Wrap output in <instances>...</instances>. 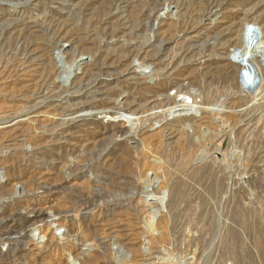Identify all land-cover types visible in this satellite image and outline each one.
Wrapping results in <instances>:
<instances>
[{"label":"rangeland","instance_id":"374dc122","mask_svg":"<svg viewBox=\"0 0 264 264\" xmlns=\"http://www.w3.org/2000/svg\"><path fill=\"white\" fill-rule=\"evenodd\" d=\"M207 1L0 0V264H78L69 251L97 252L88 264H264V86L232 82L227 61L243 44L225 37L248 14L257 28L248 65L264 67V0H217L218 19L196 20ZM183 3L196 22L170 36ZM45 68L60 74L39 87ZM245 96L233 128L210 120L164 147L148 135L164 127L171 138L187 117L199 121L196 109ZM122 99L138 115L94 109ZM137 137L145 152L130 148ZM146 150L162 160L164 200L135 176ZM67 163L78 166L69 177ZM142 208L159 211V223ZM54 214L66 215L68 237L62 226L49 234Z\"/></svg>","mask_w":264,"mask_h":264},{"label":"bare ground","instance_id":"6f19581e","mask_svg":"<svg viewBox=\"0 0 264 264\" xmlns=\"http://www.w3.org/2000/svg\"><path fill=\"white\" fill-rule=\"evenodd\" d=\"M200 5L201 4H199V6L196 5L195 8L192 11H194V10L197 11L199 9ZM219 5H218L217 0H209V1H207L205 3V6L203 5V9H202L203 11L201 12L200 10H198L200 12H197V14L194 15V16H196L195 19L196 20L197 19L199 20V19H202L203 17H205L207 15V17H209V19L212 17V19H210V21L213 22L216 19V17H217V13H216V10H214V8H217ZM181 6L183 7V10H184L183 14H178L177 13L178 8L180 7L179 5H177L176 6V9H177L176 10V13H171V15H170V22L168 23V28L166 30L170 36L176 35V34H178L180 32H183L186 29V27H187V25L189 23L195 24V22H196V20H193L192 21V18H193L192 17V14H193V12H191V11L188 10L189 9L188 8V5L185 6L184 3H183V4H181ZM248 17H249L248 14L247 15L245 14V16L242 19H240V20L239 19L238 20H235L236 18H238V16L234 17L232 19V28L229 30L230 31V34L226 35L225 37L229 36L231 38L230 35H235L236 39L239 40L243 44L241 46V48L238 47V49L241 50V51H239V55L240 56L237 57L238 60H236L234 58L233 59L231 58V59H229L227 61L226 74L229 76V78L232 80V82L236 81L235 82V85H238V87L242 91H244V90L246 91L245 88H246V85L247 84L250 83L251 85H253V88L247 89V91L249 92V91H252V90L253 91H256V90H254V87L256 85H257L256 86L257 89L258 88L263 89V86H264V67H261L260 65H254L252 67H249V65H248V56L247 55H248V53H250V48L247 47L246 43H247V40H248L249 35H251V33H253V32L256 33V30L255 29H257L255 27V24H251L250 23V20L248 19ZM217 19H218V17H217ZM244 25H245L246 28L243 27ZM22 38L23 37H21V39ZM253 39L255 40V36L253 37ZM250 43H252V41ZM33 44L34 43L30 44L29 42L27 43V42L24 41V44H23L24 49L25 50H29ZM24 49H22V50L24 51ZM62 53L63 52L61 50H59V54L61 56H62ZM250 55L253 56L254 54L253 53H250ZM79 66H80V64L78 65V67ZM54 69H52V68H49V69L48 68H45V70H44V72L42 74V77H41L42 84H40L39 87L42 86L46 81L52 79V77H57L58 74H60V72L57 69L56 70H54ZM242 77H244L245 80H243ZM256 77L259 78L258 82L255 81V78ZM64 81L65 82H68V79H66ZM233 86H234V83H233ZM247 97L248 96L240 97V98H231V97H228V98H225L223 101H220V100L217 101L215 103L216 108H211V109H204L203 108L202 110H201V108L196 109L197 112H200L201 111L200 116H199V121H197L198 119H194L192 117H190V118L187 117L188 119L186 118L185 119L186 120L185 122L183 120L184 127H180V129L178 127L177 130H172L171 132H169V134L172 135L171 138L170 137L167 138L168 135L166 133H164V130H163L164 127L163 126H162L163 128H160L154 134H148V135L154 136V135H156V134L159 133V138H160L159 145H161V146L164 147V146L167 145L166 142L169 141L170 139H173V137H175L177 139L176 142H179V143L182 142L183 143L186 140L183 137L186 133H187V135L190 134V131L193 133V131H194L193 129H196L197 127H200L205 122L207 124H209L210 123V120L211 121L212 120L213 121H219V125L217 126V128L218 127L221 128L224 124L225 125H229V126H231V128H233L236 124H238L240 122L241 117H243L242 116L243 115V111L239 110V108L242 107L243 104H245L244 103V100H246ZM163 101L166 102L165 103L166 105H170L171 102H172L174 105L171 106L170 108H173V107L177 106V102H178L176 99L171 98L170 96L164 97L163 98ZM109 102L103 101V102L96 103L94 105V109L97 110V115L98 114L99 115L100 114H104V115L109 114L111 116H114V115H119L121 112H126V113H129L130 115H136L137 114V110L134 109L133 107L132 108L131 107H128L125 104V100L120 101V102L115 101L114 104H111ZM194 102H196V101L194 100ZM138 120L139 119H136V120L133 119V120H129V122H130V124L131 123H136ZM150 121H152V120H150ZM154 126H155V124L151 125L149 127V129L154 128ZM206 127H207L206 128L207 131H209L210 130L209 129L210 126L206 125ZM115 134L116 133L113 132V136H115ZM133 142H134V145L133 146H130V148L132 150L133 149L137 150L139 147H141V149L144 150V152H145L144 144L142 143V141L138 137L137 138H134L133 139ZM126 144L128 145L127 142H126ZM157 154H158V152L156 150H155V152H153V150H149V151L146 150V153L144 154V156L142 158H140V160L137 162V166H138L139 170L136 171V175L135 176L136 177L138 176V179H140V186H141L142 189L144 188V189H146L149 192H158V194H161V196H162V199L161 200H164L171 193L170 192V184L167 181L161 182L160 179H159V173H162L163 164H162V160L160 159V157L159 156H156ZM65 166L67 167V170H68L67 177H69L71 175V171L72 170H75V169L78 168L77 165H73L72 166V163H67ZM150 171H152V174L151 175H149V172ZM118 175H119V173H118ZM16 183H18V179H17V182ZM94 183H95V181H94ZM227 186H229V185H227ZM1 187H3V186H1ZM78 193H80V192H78ZM224 193H226V192H224ZM83 195H85V194H83ZM89 196H90V194L87 197H85V198H87V201L92 200V202H94V200H93L94 197L92 198V197H89ZM79 199H81V198H79ZM79 199H78V197H77V199H74V202H75L74 203V206H76V204H78V206L80 207V206H83V205H85L87 203V202L84 203L82 201V200H84L83 198H82V200H79ZM140 201L142 202L141 199H140ZM163 207H164V205H163ZM83 208L84 209H87V208H89V206H83ZM159 209L160 208L158 207V210ZM0 211H1V214L0 215H2L3 214V210H0ZM39 212H38L37 215H35L31 219L32 222H34V220L38 219L39 217H41L43 215V214H40ZM142 212H144L146 214V216H148L149 220H153L155 224H158L159 221L161 220L160 218L159 219H155L158 215H159L158 217L162 216V214L159 211L154 212L151 209L142 208ZM54 216L55 217H59V219L58 220H55V221H57V223L55 222L56 223V228H53V229H49L48 228L49 234L50 233L51 234H55L56 232H59L58 230H59L60 226H62L63 228L61 229V231L59 233L60 236L63 237V238L64 237H68L69 234H70V228H68V226L66 225V222H65V220L67 219L66 218V215H64V216L59 215V214L52 215V217H54ZM151 218H153V219H151ZM62 220H64V222H62ZM77 222L78 221H76V223ZM131 223L132 222H128V224H131ZM78 226H80V223L78 224ZM133 226L134 227L130 229L131 230L130 231V234H133L134 236L132 237V239H135L141 233V231L135 225H133ZM146 228L148 229V231L150 230L151 233H152V230L154 228V224H152V222H151L150 224H148L146 226ZM46 234H47V232L45 233V232H43V231L40 230L38 232V238H40V240L42 241L45 237H47ZM35 235L36 234H34V236ZM18 241H20V240H18ZM86 241L87 242L90 241V235L88 236V238L86 239ZM91 241H93V240H91ZM84 253H86V251ZM96 253L95 254H91V255L90 254H85L84 255V254H82L80 252L75 253V251H69V257L68 258L72 257V259H74L75 263H78V264H88L90 262V260H92V258H94V256L96 255Z\"/></svg>","mask_w":264,"mask_h":264},{"label":"water","instance_id":"95a60500","mask_svg":"<svg viewBox=\"0 0 264 264\" xmlns=\"http://www.w3.org/2000/svg\"><path fill=\"white\" fill-rule=\"evenodd\" d=\"M254 35H255V32H253V33H251V35H249L248 40H247L249 43H250L251 41L254 42V39H253ZM237 56H240L239 53H238V50H234V52L232 53V56H231L232 59H233V58H236ZM242 79L245 80L244 77H242ZM246 81H247V80H246ZM246 84H247V83H246ZM251 88H253V85H251V84L249 83V84L246 85V88H245V89H251Z\"/></svg>","mask_w":264,"mask_h":264}]
</instances>
